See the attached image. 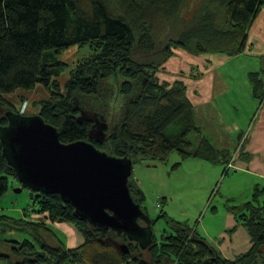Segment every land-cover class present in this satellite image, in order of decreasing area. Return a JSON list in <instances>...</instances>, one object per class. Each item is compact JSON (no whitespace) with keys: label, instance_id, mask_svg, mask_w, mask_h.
Segmentation results:
<instances>
[{"label":"trees","instance_id":"obj_1","mask_svg":"<svg viewBox=\"0 0 264 264\" xmlns=\"http://www.w3.org/2000/svg\"><path fill=\"white\" fill-rule=\"evenodd\" d=\"M190 8L195 9L189 13ZM262 8L264 0H0V130L8 123L7 113L32 116L20 113L6 96L39 84L47 97L35 103L33 115L52 125L62 143L86 140L132 164L165 162L178 152L182 160L194 157L225 165L231 161L228 154L204 137L192 148L189 135L199 129L184 84L162 82L156 74L175 47L196 55L240 53ZM163 37L168 43L161 49ZM71 46H86L90 52L74 66L63 90L56 76L67 64L55 55ZM135 49L156 55L144 63L135 59ZM250 78L253 94L261 99L263 81L256 74ZM109 83L115 97L102 98L97 106L106 112L115 99V127L106 132L104 122L102 137L90 136L96 121L82 116L85 97L104 93ZM3 149L0 139V198L8 191L10 177L18 181ZM227 172L225 165L222 174ZM128 186L143 209V192L130 177ZM29 190L32 206L22 209V217H7V222L37 237L0 238V244L8 246L7 253L0 252V264H264V187L255 189L251 200L226 206L252 243L233 261L221 258L194 228L188 231L178 221L176 232L165 231L159 240L151 235L147 259L134 239L89 224L58 193ZM162 202L159 198L157 206ZM56 221L75 225L83 241L67 247L51 227Z\"/></svg>","mask_w":264,"mask_h":264},{"label":"rangeland","instance_id":"obj_2","mask_svg":"<svg viewBox=\"0 0 264 264\" xmlns=\"http://www.w3.org/2000/svg\"><path fill=\"white\" fill-rule=\"evenodd\" d=\"M194 9H188L189 13ZM174 34L171 33L167 36L170 38ZM166 37L162 38L164 41L159 42L161 49L168 43ZM89 52V47L84 46L79 48L71 46L55 55L58 60L67 64L56 76L60 89L64 90L65 83L70 77L72 69ZM152 54L154 53L135 49L134 57L137 60L140 59L142 62L148 63L156 55ZM109 81L111 82V80ZM239 87L241 88L239 91L242 94L244 92V84L241 83ZM104 89L106 90L102 94L99 93L97 96H90V98L85 97L88 103H85L81 109L82 116L95 118L96 128L92 130L90 136L97 138L102 137L100 130L103 129L104 122L107 125L106 132H108L115 127L117 121L115 116L117 115L115 113L117 111L115 110V99L112 105L106 109V112H103L102 105L97 106L103 101L102 98L105 99L107 97L110 99V97H115L116 95L115 87L110 86V83ZM6 97L14 105L15 109L19 110L20 107V113L25 112L33 115L37 112L35 103L45 99L47 93L45 88L38 84L32 91L24 92L17 90ZM242 100L233 101V105L236 107L240 106L243 109L244 103ZM26 101L29 102V106ZM80 105V103L77 104L79 107ZM7 133H9V130L7 132V130L1 129L0 139L3 142L5 153L10 156V151L7 147ZM189 140L192 142V148L194 149L200 141V136L193 132L189 135ZM179 162L178 166H174ZM199 163H201L200 160H191V158L182 160L178 152H173L165 162L146 159L135 161L132 164L130 178L137 183V186L144 194L142 202L144 212H146L149 219L155 220V223H151L150 220H139L140 226L144 227L147 235L145 237L137 236L138 238H133L141 247L145 258L149 259L146 247L150 242L151 235L153 234L159 240L165 231L176 232L180 226H174V221L181 222L188 231L193 228L197 229L207 240H211L213 237L210 239L209 235L215 234L216 236L226 225V212L224 210H227L226 206L228 204H233L234 206L241 205L253 197L254 189L250 175L233 168L227 174H222L223 164H207L208 170L204 169L203 173ZM30 191L29 188L23 187L14 178H9L8 191L0 198L1 239H32L35 241L37 236L32 232L18 230L7 222V217H22V209L32 206L34 198L31 196ZM159 198L163 199L164 202L157 206ZM261 199H264V194L261 195ZM213 207L217 208V213L215 214L212 213ZM204 213L205 215L203 216ZM202 218L203 220H201ZM61 239L63 242L66 241L65 236H62ZM7 249V244L2 242L0 244V252L7 253Z\"/></svg>","mask_w":264,"mask_h":264},{"label":"crops","instance_id":"obj_3","mask_svg":"<svg viewBox=\"0 0 264 264\" xmlns=\"http://www.w3.org/2000/svg\"><path fill=\"white\" fill-rule=\"evenodd\" d=\"M172 51V55L159 67L157 76L162 82L172 84L180 81L184 84L186 95L194 106V121L199 129L194 133L200 136V140L204 137L215 149L228 154L231 160L225 163L228 171L233 168L248 174L254 190L263 188L264 95L259 99L253 94L250 75L256 74L264 83V8L247 31L243 50L236 55H196L181 47L172 48ZM241 83L244 84L242 94L239 91ZM241 99L243 109L233 105V101ZM191 160H200L203 173L208 168L207 164H211L199 158ZM224 210L226 225L216 236L209 235L210 239L213 237L211 240H207L197 229L196 232L214 247L221 258L233 261L247 252L252 243L235 215L228 209ZM212 213H217L216 207H213ZM51 227L60 239L65 236L67 247L77 246L83 241L82 234L71 223L56 221L51 223ZM260 250L264 254V246Z\"/></svg>","mask_w":264,"mask_h":264},{"label":"water","instance_id":"obj_4","mask_svg":"<svg viewBox=\"0 0 264 264\" xmlns=\"http://www.w3.org/2000/svg\"><path fill=\"white\" fill-rule=\"evenodd\" d=\"M7 116L2 128L9 130L6 155L22 186L58 193L78 217L95 227L130 239L147 235L138 221L149 217L128 186L129 158L100 151L86 140L62 143L56 129L39 115Z\"/></svg>","mask_w":264,"mask_h":264}]
</instances>
